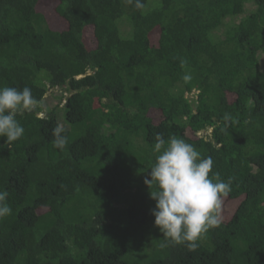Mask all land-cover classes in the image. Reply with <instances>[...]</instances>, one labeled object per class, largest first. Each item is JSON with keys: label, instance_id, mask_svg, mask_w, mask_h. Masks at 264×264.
I'll return each mask as SVG.
<instances>
[{"label": "trees", "instance_id": "1", "mask_svg": "<svg viewBox=\"0 0 264 264\" xmlns=\"http://www.w3.org/2000/svg\"><path fill=\"white\" fill-rule=\"evenodd\" d=\"M142 3L0 0V87L39 101L0 137V264H264V0ZM157 133L232 177L195 251L150 214Z\"/></svg>", "mask_w": 264, "mask_h": 264}, {"label": "clouds", "instance_id": "2", "mask_svg": "<svg viewBox=\"0 0 264 264\" xmlns=\"http://www.w3.org/2000/svg\"><path fill=\"white\" fill-rule=\"evenodd\" d=\"M134 3L137 9L144 6L142 0ZM38 106L31 88L0 87V137H5L9 144L19 140L25 129L16 117ZM52 134L54 146L63 151L68 144L65 129L57 125ZM155 141L153 151L158 155L143 180L149 189V198L155 201L150 210L153 223L167 241L184 244L195 251L207 232L220 226L222 198L231 191L232 177L222 180L218 172H213V158L201 157L182 138L171 136L166 141L162 133H157ZM8 196L7 190H0V218L12 212Z\"/></svg>", "mask_w": 264, "mask_h": 264}, {"label": "rangeland", "instance_id": "3", "mask_svg": "<svg viewBox=\"0 0 264 264\" xmlns=\"http://www.w3.org/2000/svg\"><path fill=\"white\" fill-rule=\"evenodd\" d=\"M59 93H60V91L58 89H55V90H53L51 92L46 93V96L44 98V100H45V105L44 106L46 107V105H47V107L51 108L54 105H56L59 102V99L53 97V95L55 96V95H58ZM191 96L192 95H190V97ZM42 108H44V107H42ZM201 134H203V133H201Z\"/></svg>", "mask_w": 264, "mask_h": 264}]
</instances>
